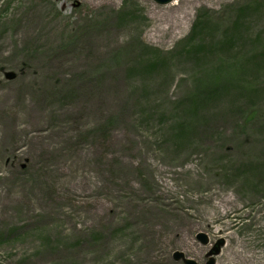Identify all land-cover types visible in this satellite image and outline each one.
<instances>
[{
    "label": "rangeland",
    "instance_id": "obj_1",
    "mask_svg": "<svg viewBox=\"0 0 264 264\" xmlns=\"http://www.w3.org/2000/svg\"><path fill=\"white\" fill-rule=\"evenodd\" d=\"M169 3L0 0V264L264 251V0L195 3L183 31L145 38L147 6Z\"/></svg>",
    "mask_w": 264,
    "mask_h": 264
},
{
    "label": "bare ground",
    "instance_id": "obj_2",
    "mask_svg": "<svg viewBox=\"0 0 264 264\" xmlns=\"http://www.w3.org/2000/svg\"><path fill=\"white\" fill-rule=\"evenodd\" d=\"M146 1V0H141ZM189 2L190 8L187 10H182L181 13H176L177 15H173L171 13L170 16H168L169 12L172 11V9H180L181 6H184V2ZM223 0H178V2L173 0L169 3L170 6L166 8H156L155 6H147V12L152 20V25L149 30L144 31V37L150 40H163L164 35L167 33L174 34L179 33L185 29V25L187 23V20L189 19L191 15L192 9H194L195 3H207L208 5H213L215 3H219ZM174 7V8H173ZM113 39V33H105L100 39L102 40V45L109 42V39ZM94 42H100L98 39H94ZM2 141H4V136ZM164 194V192L162 191ZM237 200L233 197V195H227V196H220L216 199H214L212 207H211V214L214 215L215 213L218 214L221 217L227 216L229 211L231 209L228 208L229 205H235ZM236 206H234L235 208ZM170 208H168L169 210ZM216 214L212 216L215 218ZM256 222H258V227L260 230L264 232V221L262 218V215H257L255 217ZM190 223V221H189ZM162 227L160 225H155L153 223L146 226V229L150 233H160ZM228 227L222 226L217 229V231H225ZM228 235L231 237L233 236L232 232H228ZM227 235V236H228ZM228 236V237H229ZM175 237V234L173 235V238ZM154 247L156 250L157 247L154 246V244L150 243V246ZM225 251L227 253V257L224 259V263L220 262V264H231L232 261H238L241 264H264V251H260L257 253H253V251L245 248L244 243L241 239H236L232 244H227L225 246ZM152 249H145V253L143 254V259L141 261V264L145 262V264L150 263L153 259L151 257L152 255ZM158 256L161 257L162 262L166 263L167 260L166 254H163L162 252H157ZM144 260V261H143ZM221 260V259H220ZM223 261V259H222Z\"/></svg>",
    "mask_w": 264,
    "mask_h": 264
},
{
    "label": "water",
    "instance_id": "obj_3",
    "mask_svg": "<svg viewBox=\"0 0 264 264\" xmlns=\"http://www.w3.org/2000/svg\"><path fill=\"white\" fill-rule=\"evenodd\" d=\"M155 2L159 4H164L167 2H170L171 0H154ZM197 240H199L201 243H206L207 242V235L204 232H197L196 234ZM219 251L218 245L214 246L209 252H208V259L206 260L205 264H214V258L213 256H210L211 254H216ZM173 257L175 259L181 258L183 260L184 264H198L195 260L186 257L183 252L179 250H175L173 252Z\"/></svg>",
    "mask_w": 264,
    "mask_h": 264
},
{
    "label": "trees",
    "instance_id": "obj_4",
    "mask_svg": "<svg viewBox=\"0 0 264 264\" xmlns=\"http://www.w3.org/2000/svg\"><path fill=\"white\" fill-rule=\"evenodd\" d=\"M200 24H204V26H205L206 22L201 21V22H198L197 25H200ZM197 25H196V26H197ZM197 27H198V26H197ZM202 27H203V26H201L199 29H202ZM186 45H187V44H186ZM201 47H203V46H202V45H201V46H200V45L193 46V47H190V49H188V51H194V52L198 53V52L200 51ZM153 65H155V64H154V63L151 64V66H153Z\"/></svg>",
    "mask_w": 264,
    "mask_h": 264
}]
</instances>
